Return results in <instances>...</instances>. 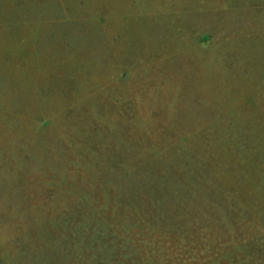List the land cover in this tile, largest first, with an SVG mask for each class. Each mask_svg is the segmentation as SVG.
<instances>
[{
    "label": "rangeland",
    "instance_id": "374dc122",
    "mask_svg": "<svg viewBox=\"0 0 264 264\" xmlns=\"http://www.w3.org/2000/svg\"><path fill=\"white\" fill-rule=\"evenodd\" d=\"M0 264H264V0H0Z\"/></svg>",
    "mask_w": 264,
    "mask_h": 264
}]
</instances>
